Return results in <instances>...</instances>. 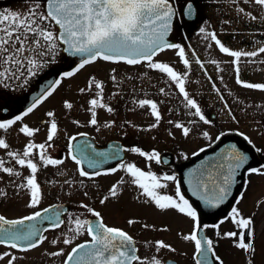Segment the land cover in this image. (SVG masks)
Segmentation results:
<instances>
[{
	"label": "snow or ice",
	"instance_id": "1",
	"mask_svg": "<svg viewBox=\"0 0 264 264\" xmlns=\"http://www.w3.org/2000/svg\"><path fill=\"white\" fill-rule=\"evenodd\" d=\"M251 2L253 6L264 11V0H244L247 4ZM243 13L244 9H238ZM189 17L193 14V5L187 3L186 10L183 13ZM176 15L173 5L169 0H46V6L42 7L40 3H36L33 8H29L27 12L20 13L16 11H0V83H5L8 80L21 81L19 86L26 84L28 79L34 77L37 71L47 64L54 62L58 54L60 45H64L63 51L72 57H80L78 65L74 70L61 73L60 78L51 82L48 88H42V94L35 97L31 105L20 115H15L11 119L0 118V130L8 132L14 126L18 127V132L25 137H33L40 131L39 128H32L27 124H20L25 117L32 114L39 105L48 100L61 85L62 81L67 78L76 76L86 66L93 65L98 61L109 62L113 64L140 65L146 64L149 69L155 70L162 74L167 79L165 83L175 85L179 94L183 97L184 108L188 111L186 115L196 117L198 119L190 120L189 124L197 125L202 122L205 125L211 123L202 112L198 102L191 98L185 89V80L187 73L181 74L170 66L169 63L156 61L160 53L165 50L175 49L176 56L187 69L190 67L189 59L186 57L185 49L179 44L169 43L166 37L172 28L173 17ZM251 20H256L257 16L246 13ZM264 20V17H261ZM53 25L58 26V31L53 30ZM201 33L205 30L200 29ZM212 41L218 46L219 51L230 57H233V63L238 64L242 57H256L258 54H264V47H260L257 51H233L226 47L214 32L207 34ZM195 57V53H192ZM195 63L204 67L199 58L195 59ZM211 63H217L211 61ZM237 73L236 83L246 89H258L264 91V84H254L243 81L239 72L240 69H235ZM116 69H112L115 73ZM110 79L115 82L116 75H111ZM211 80V77H209ZM213 90L219 96L221 101H224V109L228 110L231 116V109L225 98L220 94V89L215 84L212 85ZM104 82L97 79L95 76H89L83 87L78 89L80 94L93 93L92 98L88 101V111L90 119L88 123L92 126L98 124L97 109H106L112 113L114 109L104 102ZM160 93L168 95L164 88H160ZM139 108H149L150 115L154 118L155 123L150 125V128H156L161 121V113L157 103L151 99H140L134 101ZM62 107L67 110H72L74 105L71 101L65 99L62 102ZM0 110L7 111L6 103L0 97ZM48 119L42 123L48 125L46 143L34 144L29 142L21 152L7 151V157L14 161L15 165L21 168L30 170V174L25 177V182L17 184V189L27 190L29 200L26 204L27 208L36 209L41 202V188L37 182L38 163L47 168L48 166H57L64 163L63 159H54L47 155V147H51L50 143L54 140L58 133V125L56 121V113L47 111L45 114ZM235 119V117H232ZM74 124H79V121H73ZM172 123L175 129L181 130L184 137H188L192 128L185 126L182 123ZM104 127H112L111 123H106ZM100 131V128H96ZM79 135H85L80 133ZM171 135V132L169 133ZM224 135L223 133L220 134ZM240 135L248 141H252L248 136L241 133ZM203 136L212 140L209 132H203ZM76 136L68 138V158L75 162L77 171L81 177H99L109 175L118 170H123L130 179L128 181L121 177L113 184L106 195L99 200L101 205H105L110 198H118L119 185L130 183L140 190V197H144V203L155 207L160 211H175L192 221V229L189 234H179L183 241L193 242L195 247V256L203 257L196 258L195 264H212L208 254L214 258L215 264H224L223 259L215 252L214 241L207 236L201 237L200 232L204 228L209 227L204 225L203 228L197 214V210L185 198L181 192L180 182L175 175L164 174L157 176L150 171L141 170L133 163L119 165V169L111 168L105 172L94 171L91 176L85 171L82 164L87 163L91 169H99L102 163H105L109 158H118V156L110 157L107 152H98L95 147L88 143L74 145L73 141ZM220 136L216 137L219 140ZM78 148L81 158H77L73 154L74 149ZM0 149H9V144L5 139L0 138ZM122 151H131L144 157L146 161H154L156 164L162 162L159 152H145L138 147L131 149H120ZM200 152L205 149L201 148ZM199 153H193L198 155ZM186 158V157H185ZM221 160L223 163L219 165L221 169H226V172H220L217 176L211 173L207 176V181L198 179L193 185L192 176L189 174L188 183L192 185V195L196 196L206 206L218 208L232 194V186L235 183V177L239 170L243 169L248 162L249 157L240 152L234 145L228 149L221 150ZM166 163V161H164ZM6 161L0 159V172L15 175L19 177L21 173L14 170L13 167L5 166ZM247 175H257L264 177V165L260 167H249ZM203 176V173H201ZM175 183V195L161 194V189H167L168 183ZM69 184V181H65ZM246 183H250L246 181ZM83 185V181H81ZM210 193V195H209ZM6 195L0 191V196ZM87 196L88 193L84 192ZM140 197H137L139 199ZM244 198V193L240 194L236 203L239 204ZM264 204V200L257 202V207ZM81 208L91 213L96 220L73 219L74 227L68 229L72 234L70 237L64 238V245H71L74 239L86 233L90 239L84 243H79L65 254L61 248L59 251L46 253L52 257L64 256L63 264H162V261L157 256L141 257L138 255V248L135 246L133 237L126 231L110 227L105 224L100 212L90 208L87 204H81ZM56 206L44 208L41 211H35L31 215L23 216L20 219H6L0 215V246H4L10 250H17L20 253H27L31 250L38 249L41 244L48 238L42 234V230L36 224H26V221H49L52 229L60 228L64 224L61 220V213L54 211ZM49 212L53 214L47 215ZM230 222L234 225L237 231L224 232L222 236L219 233L220 225L224 223L221 220L219 223L211 227L217 230V236L224 239L235 238L234 246L251 255L254 252V220L252 217L244 218L241 212L235 206L231 208L229 214ZM137 223L134 219H128L129 226ZM7 225V227H5ZM145 229L155 230L154 225L144 224ZM167 231V229H162ZM43 231H47L44 229ZM52 245L58 243L57 239L50 242ZM146 245L154 249L156 253L161 250H169L175 252L176 249L172 245L165 243L162 240H157L154 243L146 242ZM21 257L14 254L13 251L0 252V262L6 261V264H16ZM247 264H252L251 260Z\"/></svg>",
	"mask_w": 264,
	"mask_h": 264
},
{
	"label": "flooded vegetation",
	"instance_id": "2",
	"mask_svg": "<svg viewBox=\"0 0 264 264\" xmlns=\"http://www.w3.org/2000/svg\"><path fill=\"white\" fill-rule=\"evenodd\" d=\"M170 1L176 12L173 28L169 36L174 41L173 44L182 45L180 43L181 39L189 42L193 37H202L203 41L205 40L204 37H209L207 34L212 32L216 34L218 39V37H223L221 31L222 25H224L225 29L228 28V26L232 28L230 33H227L226 30L224 34L226 37H231L233 27L236 26L239 21H244L242 27L247 30V32L243 34V37L264 38V20L261 19V17H264V11L253 6L251 2L245 4L244 0H187V3L193 5V14L189 17L183 14L186 10V0ZM223 1H225L224 4ZM36 3H40L42 7L46 6V0H0V11L25 13L29 8H33ZM240 8L244 9L243 13L238 11ZM246 13L257 16V19L251 20ZM53 28L57 31V26L53 25ZM201 28L205 30L203 33L200 31ZM186 45L188 44H185V46ZM59 49L61 50V45ZM193 52L195 53V57L192 56ZM193 52L185 49L186 57L192 56V59L199 58L200 61L202 59H207L206 61H208V58L214 59L211 53L205 55V52L202 50ZM60 58L66 59L68 61H66L67 64L71 61V59L66 57L62 52ZM159 58L161 60L160 62L169 63L170 66L174 64V69L181 74L187 73L185 83L193 86V88L188 89L187 92L198 104L205 103V94L202 93V87L205 88V86H207L210 92L211 86L199 76L201 70L194 71V66L190 61V67L186 69L176 56V51L165 50L155 57V60L159 61ZM104 63H107L108 66L103 72L102 69L105 68V65L102 66L101 64L95 66L93 71L88 72L89 74H86L84 80L79 84L68 82L71 86H74L75 90V94L71 98L64 96L58 99L56 104L46 109H36L32 114L25 117L24 120L20 122V124H27L32 128L40 129L33 137H25L23 134H20L18 132L19 124L8 132L0 130V138L5 139L9 144V149H0V159L6 161L5 166L13 167L14 170L21 173L19 177H16L15 175L9 176L8 174L0 172V191L6 194L0 196V215H3L6 219H20L23 216L31 215L35 211H41L44 208L56 206L54 211H59L61 213L60 218L64 221V224L57 229H52L49 221L35 222L37 227L42 230V234L48 238L38 248V255L31 254L30 252L33 250L27 253H20L17 250H10L4 246H0V252L13 251L15 255L21 257L16 264H63V260L65 259L64 256L52 257L46 253L59 251L62 248L65 254H67L77 244L90 239L85 233L84 235L76 237L71 245H64L62 243L64 238L72 235L68 229L74 227L72 222L74 218L79 217L80 219H88L90 221L96 220L91 213L80 207L81 204H87L90 208L100 212L106 225L120 228L128 232L133 237L135 246L139 250L138 255L141 257H143L141 251L154 250L146 245L148 241L154 243L157 240H162L165 243L173 245L167 240V232L162 230L167 229V227L164 224L158 225L156 213L153 214L152 211L154 210H151L153 206L144 203L145 198L140 197V190L136 186L127 182L121 184L118 188L120 193L118 198H110L105 205L99 203L103 195L107 194L108 189L120 180L121 177H124L125 181H128L130 177H128L123 170H118L109 175L93 177L91 179L88 177H81L77 171L75 162L68 158V138L70 136L78 137L80 133H83L92 141L91 145L95 147L96 151L107 152L110 157L118 156V158H109L105 163L100 165L99 169H91L87 166V163H85V165L82 164L81 167L89 172L90 176L94 171L105 172L111 168L119 169L121 163H133L141 170L153 172L157 176H163L164 174L175 175L180 182L182 194H184L185 198L188 199L197 210L201 226H209L204 228L205 234L208 238L213 239L215 252L223 259L224 264H247L249 260H251L252 264H264V222L261 224V227H258L259 218H264V206L260 204L257 207V202L264 200V177L247 175V169L249 167H260L264 165V146L252 147L248 141L240 135L243 133L248 136L247 133L251 132V124L244 125L247 129V131H245L241 129L242 121H239L237 123L240 129H234L220 139V141L226 137L239 139L242 143L247 145V148L251 152L252 160L250 164L243 169L237 183V188L229 203L219 212L217 211L212 214L202 212L198 208L196 201L191 199L187 193L181 178V169L186 163L203 153L199 151L201 148L207 150L218 142H213L209 146H206L204 141L205 137L203 136L205 124L202 122H199L197 125L189 124L190 120L198 118L186 115L187 109H182L179 103H176V105L172 104L171 99L169 100L167 95L160 93V88H164L167 93L168 91L172 93L171 85L165 83V79H163L164 82L160 87L156 83H151L152 81L148 80V78L143 81L141 74L138 73L142 65V67L149 69L146 64L133 66L123 63ZM113 68L116 69L115 73H112ZM74 69L75 68L70 69L69 71ZM113 74L116 75L115 82L110 79ZM45 76L40 75L35 80L27 82L26 86H28V89L24 97H7L3 96L0 91V97L3 98L7 107V111L0 110V118L11 119L15 115L22 114L30 106L25 107L24 104L28 100L29 92L34 83ZM89 76H95L97 79L104 82V102L114 109L112 113L107 112L106 109H97L98 124L96 126H92L88 123L90 114L84 116L77 111V106L81 104L80 100L82 97L84 98L82 102L84 101L88 104V101L93 96V93L80 94L78 92V89L85 85ZM62 85L63 83H61L60 86ZM189 85L185 87V89H187ZM229 95L233 98V94L229 93ZM224 96L227 102L233 103L232 99L229 100L225 94ZM65 99L73 103L74 107L72 110H67L62 107V102ZM140 99H151L157 103L162 118L156 128H150V125L155 123V120L150 115L149 108H146L147 110L144 109L145 111L143 112H137L139 107L134 101ZM212 100H214V102L218 101L217 103L221 107L218 97L212 98ZM127 105L129 106L127 107ZM200 107L206 116L207 112L205 105ZM50 110L56 113L55 118L58 125V133L53 141L47 142L51 144V147H47L46 144L47 155L54 159H63L64 163L57 166H48L47 168L42 167L38 163L37 182L41 188V202L36 209H30L26 207L29 200L27 190L17 189L16 187L17 184L25 182V177L30 174V170L15 165L14 161L7 157V151L21 152L29 142L34 144L46 143L48 125L42 123V121L48 119L45 114ZM219 114V111H217V113L211 111L209 112V119L216 121ZM234 115L239 114L235 113ZM178 119H181V121ZM73 121H79V124H74ZM169 121L182 123L192 128V131L188 137H184L180 130L175 131L173 124L169 123ZM106 123H111L112 127H104ZM260 124H262L264 129V119L260 121ZM96 128H100V131H97ZM228 130L223 132H227ZM170 132L171 135H169ZM248 137L249 139L253 138L252 135ZM255 144H257V142H255ZM133 147H138L145 152H159L162 162L156 164L154 161H146L144 157L130 150H120L131 149ZM193 153L199 154L193 155ZM164 161H166V163H164ZM66 180L70 183L66 184ZM249 180L250 183H246V181ZM81 181H83V185ZM162 182L168 183L169 187L167 189H161V194L174 196L175 183L167 181ZM84 192H87L88 195L85 196ZM242 192L244 193V198L237 204L236 201L239 199ZM137 197L140 198L137 199ZM254 197H256V199ZM136 206H139V209H132ZM233 206L239 209L242 217H252L254 220L255 236L252 241L254 244V252L251 255L234 246L235 238H220L217 236V230L211 227L221 220H224V223L221 224L219 228L221 236L224 232L237 231L230 220L226 219L229 217ZM155 212H157L156 209ZM162 213L169 214V212L164 211ZM52 214V212H49L47 215L51 216ZM128 219H134L137 223L129 226L127 224ZM144 224L154 225L155 230L145 229L143 227ZM44 229H47V231H43ZM53 239L58 240L56 245L50 243ZM168 258L169 257L165 256L159 259L162 261V264H164ZM192 260L193 264H195L194 258H192ZM177 261L179 264H185L179 260ZM0 264H6V261L0 262Z\"/></svg>",
	"mask_w": 264,
	"mask_h": 264
},
{
	"label": "rangeland",
	"instance_id": "3",
	"mask_svg": "<svg viewBox=\"0 0 264 264\" xmlns=\"http://www.w3.org/2000/svg\"><path fill=\"white\" fill-rule=\"evenodd\" d=\"M24 1H29V0H24ZM224 3L225 1H223V4ZM243 25H244V21L242 22L239 21L237 25L233 27V33L231 34V37H226L224 36V34L226 30L227 33H230L232 31V28L228 26V28L225 29L224 25H222L221 31L223 33V37H218V39L226 47H228L230 50L233 51L258 52V49L260 47H264V38L243 37V34L247 32V30L242 27ZM53 30L56 31L55 28H53ZM204 38L205 40L202 41V37H193L192 39H190L189 42L183 41V39H181L180 43L182 44L181 46L184 47V49L190 50L191 52L202 50L205 52V55H209V53H211L214 56V59L208 58V61H206L207 59L201 60V62L204 65L203 67L204 69L201 68L200 65L195 63L196 58L192 59V56L187 57L189 61L193 64L194 71L201 70L199 76L203 78V81H205L207 84L211 86L210 92L207 86H205V88L202 87V93L205 94V103H199L200 106L205 105L206 107V112H207L206 118L208 119L210 118L209 112L211 111H214L215 113H217V111L220 112L219 117L216 119L217 122L209 119L211 123L205 125V131L209 132V135L212 137L211 141L206 138L204 139L205 145L209 146L213 142L214 143L218 142L219 140H216L217 136H220V138H222L223 135L221 136L220 135L221 133L223 134L225 133L226 135L228 132H231L234 129L239 128L237 122L242 121L241 129L245 131H247V129L244 127L245 124L247 125L251 123V126L254 124V128L250 129L251 132L247 133L248 136L252 135L253 137L250 138V140L252 141V144L250 145L252 147L264 146V129L262 124H260V121L264 119V91L258 89H246L243 88L241 85H238L236 83L237 73L235 71V69L239 67L240 69L239 76L245 82L254 83V84H264V54H258L256 57H242L238 64H234L233 63L234 58L224 53H221L219 51L218 46L215 44L214 41L211 40L210 37H204ZM185 44L188 45L185 46ZM169 50L173 52L176 51L175 49H169ZM60 55H61V50L58 49V54L55 57V61L39 69L37 71V74L34 77L29 78L27 82H31L32 80H35L40 75L45 76L46 74H49L53 70L59 68L60 65L67 64L68 61L66 59L60 58ZM159 61H161L160 58ZM211 61H216L217 63L214 64L211 63ZM101 64L102 66L105 65V68L102 69L103 72L108 66V64L100 61L93 65L86 66V68L81 70V72L78 73L76 76L72 78L64 79L62 81L63 85L58 87L56 92L48 100L44 101V103L39 105L37 110L46 109L47 107L56 104L58 99H61L64 96L67 98H71L75 94V90H74V86L73 85L71 86L69 83L72 82L73 84L75 83L79 84L84 80L86 74H89L88 72L93 71L95 66ZM142 66H140L138 74H141L143 81H145L148 78V80L152 81L151 83H156L159 87L161 84H163L164 81H166L167 78L162 74H159L155 70L147 69ZM209 77H211V80H209ZM163 79L165 80L163 81ZM20 84L21 81L18 80H8L5 83H0L1 94L7 97H24L25 93L27 92L28 86H26V84H23V86H19ZM213 84H215L216 87L220 89V94H222L223 96L225 94L229 100L232 99L233 104L232 103L228 104L229 108L231 109V113H232L231 116L228 114V110L224 109V101L220 100L219 102L221 105L220 107L219 104L217 103L218 101L214 102V100H212V98L215 97L219 98L217 93L212 88ZM188 85H189L188 83H185V87H187ZM192 88L193 86L189 85L186 91ZM171 91L172 93L168 91L167 98L169 100L171 99V102L174 105H176V103H179L183 109L184 108L183 97L180 96L178 89L175 87V85H171ZM229 93L233 94V98L229 95ZM82 100H84L83 97L80 100L81 104L77 106V111L80 114L87 116L88 114H90L88 111L89 105L84 101L82 102ZM225 101L227 102V100ZM128 106L129 105H127V107ZM144 109L139 108L137 109V112H143L145 111ZM235 113H238L239 115H234ZM233 116L235 117V119L232 118ZM178 120L181 121V119ZM182 123H183V119H182ZM177 130L178 129H175V131ZM226 130L228 131L223 132ZM255 142H257V144H255ZM254 198L256 199V197ZM154 208H155L154 206L151 207V210H154L152 211L153 214L156 213L158 225L160 226L164 224L167 227L168 229L166 231L167 240L173 244L172 246L176 249V251L171 252L169 250L164 249L161 250L159 253H156L155 250H150V251L144 250L141 251L142 256L152 257L155 255L157 256V258L172 256L177 260L181 261L182 263L193 264L192 258L195 251L194 243L183 241L180 238V236H178V233L185 235L191 232L192 229L191 219L186 218L183 215L178 214L175 211H171V210L164 211V212H169V214H164L162 213V211L157 209H156L157 212H155ZM132 209L134 210L139 209V206H136ZM263 222H264V218H259L258 227H261V224H263ZM30 253L38 255L39 249H35Z\"/></svg>",
	"mask_w": 264,
	"mask_h": 264
},
{
	"label": "water",
	"instance_id": "4",
	"mask_svg": "<svg viewBox=\"0 0 264 264\" xmlns=\"http://www.w3.org/2000/svg\"><path fill=\"white\" fill-rule=\"evenodd\" d=\"M170 2V0H169ZM171 3V2H170ZM172 4V3H171ZM174 19V17H173ZM173 24V22H172ZM58 27V26H57ZM172 29V28H171ZM171 31V30H170ZM170 31L168 33V36L170 34ZM166 37V39L168 40L169 43H173L172 40L169 39V37ZM65 46L62 45V50ZM64 52V51H63ZM67 56L68 53L64 52ZM72 61L69 63L68 66H65L63 68H61L58 72H54L51 75L45 77L44 79L38 81L35 83V85L33 86V88L31 89L30 93H29V97L28 100L25 102V107L31 105L33 99L35 97H38L42 94L41 89L42 88H48L51 85V82H53L54 80L57 79V77L59 75H61V73L68 71V67H74L76 66V64L79 62V60L81 59L80 57H72L70 56ZM88 143L91 144L92 141L88 138V136L85 135H79L77 137V139L73 142L74 145H81L83 143ZM235 146L240 152H242L243 154H245L246 156L249 157L247 164L245 165V167L249 164V162L251 161V154L248 151V149L246 148V146L244 144H242L239 140L235 139V138H226L223 141H221L218 145L213 146L212 148L204 151L203 153H201L199 156H197L196 158H194L193 160L189 161L188 163H186L182 169H181V178L184 182V185L186 187L187 193L189 194V196L196 200L199 208L201 211L207 213V214H212L215 212H219L224 205L230 200L232 194L234 193V191L236 190L237 187V182L240 178L241 172L243 169L239 170L236 177H235V183L232 186V194L228 197V199L222 204L220 205L218 208H211L206 206L201 200H199L196 196L192 195V185H190L188 183L189 180V174L190 173H194V175L191 177L193 180V185L197 182L198 179H204L205 181H207V176L209 173H211L213 176H217L218 173L220 172H226V169H221L219 167V165L221 163H223V161L221 160V150L222 149H228L231 148L232 146ZM74 155L77 156V158H81L80 156V152L79 149L76 148L74 149L73 152ZM85 165V163L83 164ZM244 167V168H245ZM201 173H203V176H201ZM210 195V193H209ZM93 221V220H91ZM36 221H26V224H35ZM94 222V221H93ZM5 227H7V225H5ZM200 236L204 237L205 232L204 230L200 232ZM86 242V241H84ZM81 242V243H84ZM194 258H200L203 259V257H196L195 253H194ZM208 258L209 260L212 261V264H214V258L211 256V254H208ZM164 264H178L177 260L174 258H168Z\"/></svg>",
	"mask_w": 264,
	"mask_h": 264
}]
</instances>
